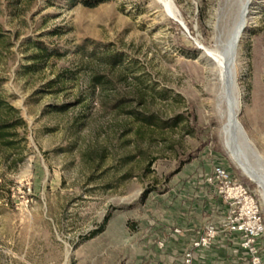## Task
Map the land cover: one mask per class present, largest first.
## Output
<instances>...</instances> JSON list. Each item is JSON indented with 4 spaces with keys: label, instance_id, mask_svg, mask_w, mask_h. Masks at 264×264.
I'll list each match as a JSON object with an SVG mask.
<instances>
[{
    "label": "rangeland",
    "instance_id": "374dc122",
    "mask_svg": "<svg viewBox=\"0 0 264 264\" xmlns=\"http://www.w3.org/2000/svg\"><path fill=\"white\" fill-rule=\"evenodd\" d=\"M246 1L0 0V264H175V237L224 228L216 166L264 218L206 52ZM248 8L236 75L253 147L237 142L263 169L264 0Z\"/></svg>",
    "mask_w": 264,
    "mask_h": 264
},
{
    "label": "built area",
    "instance_id": "2783aa9c",
    "mask_svg": "<svg viewBox=\"0 0 264 264\" xmlns=\"http://www.w3.org/2000/svg\"><path fill=\"white\" fill-rule=\"evenodd\" d=\"M207 183L215 185L217 192L229 204L224 228L208 225L192 242L185 254L184 263L190 264L194 250L211 245L222 230L238 233L241 245L251 255L253 264L262 262L259 239L264 235V218L253 192L241 181L236 180L223 166H216L207 177Z\"/></svg>",
    "mask_w": 264,
    "mask_h": 264
},
{
    "label": "bare ground",
    "instance_id": "6f19581e",
    "mask_svg": "<svg viewBox=\"0 0 264 264\" xmlns=\"http://www.w3.org/2000/svg\"><path fill=\"white\" fill-rule=\"evenodd\" d=\"M167 10L171 14H175L171 0H163ZM252 0H247L243 5L240 19L235 26L233 32L229 36L221 37L215 48H207L206 52L211 57L215 68L223 82V95L220 107L227 114V123L224 129L226 137V146L238 167L256 182L262 190L264 196V168L255 166L244 152L237 148V141L243 135L241 122L236 117L240 109V97L238 95V81L236 75L238 62V49L241 41L245 37L244 25L249 21L250 8L248 4ZM240 123V125H239ZM243 127V126H242ZM244 129V128H243ZM245 131V129H244Z\"/></svg>",
    "mask_w": 264,
    "mask_h": 264
},
{
    "label": "crops",
    "instance_id": "0c3cea01",
    "mask_svg": "<svg viewBox=\"0 0 264 264\" xmlns=\"http://www.w3.org/2000/svg\"><path fill=\"white\" fill-rule=\"evenodd\" d=\"M217 188L215 185H211ZM218 193V192H217ZM219 195V193H218ZM221 196V195H220ZM222 197V196H221ZM224 208L229 210V204L222 198ZM223 204V203H222ZM223 219V218H222ZM201 231L184 233L179 237H175L179 242L180 247L177 249L181 253L180 259L175 264H185V254L190 249L192 242L200 235ZM259 239V246L264 244ZM190 264H253L251 255L241 245V236L238 233H233L228 230H222L215 241L208 247L194 250L192 262ZM260 264H264L263 261Z\"/></svg>",
    "mask_w": 264,
    "mask_h": 264
},
{
    "label": "water",
    "instance_id": "95a60500",
    "mask_svg": "<svg viewBox=\"0 0 264 264\" xmlns=\"http://www.w3.org/2000/svg\"><path fill=\"white\" fill-rule=\"evenodd\" d=\"M177 20H178V19H177ZM178 21H179V20H178ZM180 23L183 25V22L180 21ZM199 48L205 51V48H204L203 46H200V45H199ZM236 117H238V114L236 115ZM239 125H240V123H239ZM240 126H241V125H240ZM241 129H242V132L244 133V135H245V137H246V143H247V144H246V147H247V146H248V147H253L252 143L249 141L248 136H247V134H246V132L244 131V129H243L242 126H241ZM247 141H248V142H247ZM237 148L240 150V148H243V146H241L240 143L237 142ZM250 149H251V148H250Z\"/></svg>",
    "mask_w": 264,
    "mask_h": 264
},
{
    "label": "trees",
    "instance_id": "16d2710c",
    "mask_svg": "<svg viewBox=\"0 0 264 264\" xmlns=\"http://www.w3.org/2000/svg\"><path fill=\"white\" fill-rule=\"evenodd\" d=\"M102 1L103 0H95V1L94 0H84L85 4L88 5V6H94L97 3L102 2ZM0 106H1V99H0ZM0 129H1V127H0Z\"/></svg>",
    "mask_w": 264,
    "mask_h": 264
}]
</instances>
